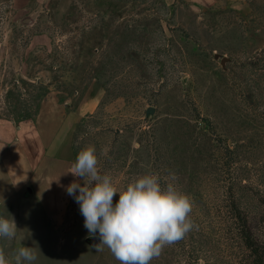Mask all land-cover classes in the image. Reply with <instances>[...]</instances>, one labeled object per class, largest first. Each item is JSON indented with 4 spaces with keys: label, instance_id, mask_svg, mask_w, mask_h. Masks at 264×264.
Returning <instances> with one entry per match:
<instances>
[{
    "label": "rangeland",
    "instance_id": "1",
    "mask_svg": "<svg viewBox=\"0 0 264 264\" xmlns=\"http://www.w3.org/2000/svg\"><path fill=\"white\" fill-rule=\"evenodd\" d=\"M87 145L116 186L157 171L194 201L198 229L151 264H254L264 0H0V216L18 229L0 240L9 258L27 246L34 264H119L93 247L66 191L83 186L63 174Z\"/></svg>",
    "mask_w": 264,
    "mask_h": 264
},
{
    "label": "clouds",
    "instance_id": "2",
    "mask_svg": "<svg viewBox=\"0 0 264 264\" xmlns=\"http://www.w3.org/2000/svg\"><path fill=\"white\" fill-rule=\"evenodd\" d=\"M68 173L82 178L83 186L73 180L66 191L78 203L89 236H98L93 247L97 252L107 248L119 264H151L165 247L198 229L191 215L194 201L173 176L164 180L159 172L149 171L118 187L110 174L101 173L94 145L78 152L63 175ZM17 230L13 217L0 216V240L12 241ZM37 258L32 247H19L9 258L0 246V264H34Z\"/></svg>",
    "mask_w": 264,
    "mask_h": 264
},
{
    "label": "trees",
    "instance_id": "3",
    "mask_svg": "<svg viewBox=\"0 0 264 264\" xmlns=\"http://www.w3.org/2000/svg\"><path fill=\"white\" fill-rule=\"evenodd\" d=\"M247 240L251 241V238L248 236ZM254 243H249V247H252L251 250L254 255V264H264V246L260 245L256 241H253Z\"/></svg>",
    "mask_w": 264,
    "mask_h": 264
},
{
    "label": "crops",
    "instance_id": "4",
    "mask_svg": "<svg viewBox=\"0 0 264 264\" xmlns=\"http://www.w3.org/2000/svg\"><path fill=\"white\" fill-rule=\"evenodd\" d=\"M45 115H49V112H48V109H47V108H44V107H43V109H42V111H41V114H40V117H42V116L44 117ZM43 117H42V118H43Z\"/></svg>",
    "mask_w": 264,
    "mask_h": 264
}]
</instances>
